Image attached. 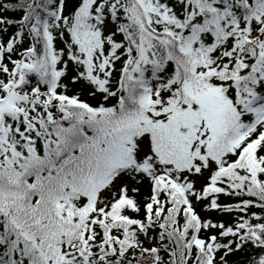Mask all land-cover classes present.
Here are the masks:
<instances>
[{"label": "snow or ice", "instance_id": "6c2138e0", "mask_svg": "<svg viewBox=\"0 0 264 264\" xmlns=\"http://www.w3.org/2000/svg\"><path fill=\"white\" fill-rule=\"evenodd\" d=\"M0 264H264V0H0Z\"/></svg>", "mask_w": 264, "mask_h": 264}]
</instances>
